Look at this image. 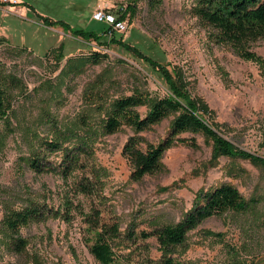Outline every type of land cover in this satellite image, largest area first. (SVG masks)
<instances>
[{
	"label": "rangeland",
	"instance_id": "obj_1",
	"mask_svg": "<svg viewBox=\"0 0 264 264\" xmlns=\"http://www.w3.org/2000/svg\"><path fill=\"white\" fill-rule=\"evenodd\" d=\"M194 1L163 0L151 7L147 0H18L10 11L0 4V85L8 84L13 99V131L0 137V221L7 205L20 207L29 199L65 212L22 227L28 244L21 253L4 242L0 229V264H37L35 258L40 264H100L90 251L89 219L119 224L112 264H158L160 244L146 235L182 220L201 190L225 183L254 204L205 219L175 256L188 264H264V163L217 155L204 133L184 132L180 137L189 143L175 141L159 171L133 178L127 141L138 135L142 147L158 144L167 138L172 117L138 133L129 126L98 131L84 164L71 173L52 169L62 153L43 144L62 130L84 134L82 119L98 123L103 109L122 96H169L170 87L146 58L123 44L104 43L113 38L164 65L206 107L204 118L220 136L264 159V38L247 45L255 58L214 41L191 12ZM99 6L122 13L126 30L109 34L110 25L93 17ZM46 17L60 22L47 25ZM85 30L103 42L84 39ZM138 108L145 115L147 107ZM35 151L43 157L42 172L26 162ZM94 173L100 184L86 194L78 181L95 180Z\"/></svg>",
	"mask_w": 264,
	"mask_h": 264
},
{
	"label": "trees",
	"instance_id": "obj_2",
	"mask_svg": "<svg viewBox=\"0 0 264 264\" xmlns=\"http://www.w3.org/2000/svg\"><path fill=\"white\" fill-rule=\"evenodd\" d=\"M163 0H147L151 7H156ZM191 12L198 22L208 29L213 40L218 43L231 44L239 52L248 58H255V54L247 49V45L260 38H264V0H195ZM123 19L122 13L117 16ZM60 22L45 18L47 25ZM80 36L84 39L91 38L101 40V35L93 30L81 31ZM106 45L120 43L134 51L135 55L146 58L152 68L165 79L170 87V94L166 97H154L142 92L122 96L112 101L103 109V115L98 123L89 119H82L84 124L83 133L68 129L61 131L56 138L46 140L43 144L46 149L61 151L62 159L52 169L61 168L63 173H71L84 164L82 159L92 150L94 135L100 131L103 134H112L123 126L133 128L135 132L152 129L156 124L168 117H172L169 133L166 139L158 144L147 143L142 147V139L138 135L131 136L124 147L125 156L133 165L132 177L142 179L145 175L159 171L162 166V157L165 151L177 140L188 142L180 137L184 132L201 131L214 142L217 155L230 157L250 158L253 161L264 163L252 153L237 148L229 140L220 136L215 129L206 121V107H200L197 100L178 79L175 74L163 67L160 62L149 56H145L136 47L124 44L121 39L104 41ZM143 58V59H144ZM98 60V59H97ZM77 65H72L75 67ZM156 68V69H155ZM71 70V69H70ZM8 84L0 85V137L5 130L13 131L11 126L12 92ZM139 106H146L147 111L143 115ZM5 123L3 129L2 123ZM8 134V132H7ZM69 144L65 145V142ZM42 155L35 151L27 159L33 169L42 172L45 168ZM94 170V169H93ZM94 172V171H93ZM94 173L95 180L82 177L78 181L80 190L86 194H93L99 186V178ZM255 199H247L234 185L225 183L217 187L201 190L196 196L194 206L185 214L184 218L177 223H169L156 227L146 236H155L159 242L162 256L158 264H188L175 256L178 247L186 241L188 233L200 225L205 219L214 215H222L228 211H246L254 204ZM62 209H53L44 200L29 199L28 203L20 207L7 205L4 209L3 218L0 221V229L4 233V242L15 252L21 253L26 250L28 240L21 234V228L30 225L33 221L45 219L50 216H64ZM93 232V242L90 251L100 264H112L116 261V251L112 245V239L120 233L118 223L99 224L89 219ZM37 264L40 260L35 258ZM240 264H251L241 262Z\"/></svg>",
	"mask_w": 264,
	"mask_h": 264
},
{
	"label": "built area",
	"instance_id": "obj_3",
	"mask_svg": "<svg viewBox=\"0 0 264 264\" xmlns=\"http://www.w3.org/2000/svg\"><path fill=\"white\" fill-rule=\"evenodd\" d=\"M0 4L6 6L7 11L15 10L19 4L18 0H0ZM94 19L99 21H104L110 25L108 31L109 34H112L114 30L125 31L127 24L124 20L119 19L113 12L107 10L105 6H99V8L94 12Z\"/></svg>",
	"mask_w": 264,
	"mask_h": 264
},
{
	"label": "crops",
	"instance_id": "obj_4",
	"mask_svg": "<svg viewBox=\"0 0 264 264\" xmlns=\"http://www.w3.org/2000/svg\"><path fill=\"white\" fill-rule=\"evenodd\" d=\"M23 3H24V4H27L28 2L24 1ZM24 8H26V5L24 6ZM24 8H23V9H24Z\"/></svg>",
	"mask_w": 264,
	"mask_h": 264
}]
</instances>
